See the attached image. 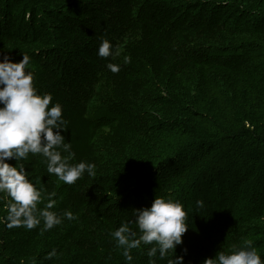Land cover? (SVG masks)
<instances>
[{
  "label": "trees",
  "instance_id": "1",
  "mask_svg": "<svg viewBox=\"0 0 264 264\" xmlns=\"http://www.w3.org/2000/svg\"><path fill=\"white\" fill-rule=\"evenodd\" d=\"M103 39L119 55L98 56ZM261 49L264 0H0V56L31 58L35 87L63 106L71 162L96 165L94 176L85 172L67 185L47 173L42 154L20 161L40 181L45 199L38 207L55 193L53 211L75 219L48 231L43 221L28 230L0 219V264H126L112 233L128 221L138 238L135 210L156 196L185 206L189 229L176 248L184 264H203L247 242L260 254ZM215 104L217 119L208 113ZM224 116L235 126L226 123L220 134ZM6 203L0 201V218ZM150 247L132 249L131 264H168L172 253L149 258Z\"/></svg>",
  "mask_w": 264,
  "mask_h": 264
},
{
  "label": "clouds",
  "instance_id": "2",
  "mask_svg": "<svg viewBox=\"0 0 264 264\" xmlns=\"http://www.w3.org/2000/svg\"><path fill=\"white\" fill-rule=\"evenodd\" d=\"M114 45L103 39L98 56L108 58L119 55ZM23 59L14 62L9 55L0 56V201L6 200L7 227L37 228L43 221V231L60 225L64 218L75 219L71 211L62 216L53 211L56 206L55 193L47 196V203L38 207L45 199L40 181L29 175L20 161L28 158L29 153L42 154L47 161V173L54 174L67 185H74L85 172L95 175L96 165L80 161L72 163L75 153L71 143L66 142L63 106L53 104L51 93H41L34 85V75L28 70L30 57L22 54ZM124 64L131 58L124 57ZM107 69L113 73L121 71L119 64L108 63ZM51 105V106H50ZM62 153H67L63 155ZM16 163L12 164L11 161ZM203 207V201H197ZM185 206L179 200L156 196L150 207L135 210L134 223L138 226L139 237L132 231L130 222L125 221L113 233L117 247L122 248L126 264H131L132 249L143 243L152 245L147 251L149 258L157 256L165 259L172 253L168 264H184V255H176V248L183 244L182 237L189 229L186 221ZM187 248L183 249L187 254ZM56 255L55 250L48 258ZM150 264H156L150 259ZM203 264H264V259L251 242L243 246L218 251L214 257L205 258Z\"/></svg>",
  "mask_w": 264,
  "mask_h": 264
},
{
  "label": "rangeland",
  "instance_id": "3",
  "mask_svg": "<svg viewBox=\"0 0 264 264\" xmlns=\"http://www.w3.org/2000/svg\"><path fill=\"white\" fill-rule=\"evenodd\" d=\"M260 52L262 53V52H264V51H262V49L260 50ZM215 106H216V104L215 105H213V107H212V109H210L209 110V112L208 113H215V118L217 119V114H216V112L215 111H213V109H215ZM261 116V113L260 112H257V113H255V117L257 118V117H260ZM235 118H233V116H229V117H223L222 118V120H219V122H218V125L217 126H219L220 125V130H218V133H220V134H222L226 129H228V126L232 123V121L234 120ZM237 120V119H236ZM226 123H228V126L226 125ZM240 125V124H239ZM227 126V127H226ZM230 126H235V125H230ZM238 126V125H237ZM245 127H248V125H245ZM250 129H252V128H250ZM218 133H216L215 134V137H220V139H223L224 140V138H222L221 136H219V134ZM245 148H246V144L244 143V147H243V150L242 151H245ZM222 152H223V148H221V151H220V153L222 154ZM242 153V152H241ZM259 153L261 154V156L263 157V161H264V149L261 147L260 149H259ZM221 156V155H220ZM220 156H218V157H220ZM234 161V160H233ZM235 162V161H234ZM260 163H258L257 164V166L259 165ZM254 244H255V246L256 247H258L259 248V252H260V255L261 256H264V253H262L261 252V250L260 249H264V244H259L257 241H255L254 242Z\"/></svg>",
  "mask_w": 264,
  "mask_h": 264
}]
</instances>
